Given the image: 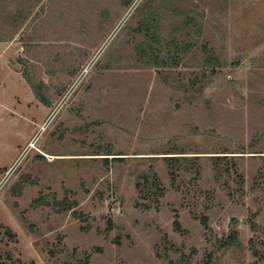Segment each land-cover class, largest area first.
<instances>
[{"label":"rangeland","instance_id":"1","mask_svg":"<svg viewBox=\"0 0 264 264\" xmlns=\"http://www.w3.org/2000/svg\"><path fill=\"white\" fill-rule=\"evenodd\" d=\"M126 1L0 0V264H264V0H153L162 67Z\"/></svg>","mask_w":264,"mask_h":264},{"label":"trees","instance_id":"2","mask_svg":"<svg viewBox=\"0 0 264 264\" xmlns=\"http://www.w3.org/2000/svg\"><path fill=\"white\" fill-rule=\"evenodd\" d=\"M130 2L131 1L127 0L125 2V5L128 6ZM167 8H168L167 6L156 7L154 5L153 0H144L141 6L139 7V9H141V17L138 21L135 31L138 34H141L145 39L136 45L137 56L140 59V61H142L143 63L151 64L155 67H162V66L168 65L167 61L171 60L170 56L172 54L175 55L178 49V44H177L178 39L175 35L176 28H172V30L169 33L170 36L165 45L167 48L166 56H163V57L159 56V52L161 51V48H160L161 34L159 32V23L161 20V13L164 12L165 9ZM167 10L171 11L175 16H180V15L185 14V12H182L178 7L174 8L173 10H169V9ZM192 22L193 20L189 16H187L183 28L186 29ZM173 61H174L173 62L174 64L177 63L175 60ZM206 64L219 65V62L217 58L215 57L214 53H211L207 56ZM35 93L39 96L40 100L46 104V99L43 97V95L38 94V92L36 91ZM173 154L174 152H165L163 156L167 167L171 171L170 172L171 175H174V169L172 168L173 163H175L176 160H179V158H177L179 156H172ZM197 157L199 156H192L189 159L190 161L196 163ZM212 157H215V159H222L223 157H233V156L218 155V156H212ZM117 159H121V158H117ZM182 159H185V158H182ZM223 159L227 160V158H223ZM229 159H232V158H229ZM225 163L228 164L229 162H225ZM225 163L222 164L220 163V161H218L216 163L218 170H220L223 167V165H225ZM136 187L137 189H139V194L141 196V199L147 200L148 202L151 201L153 203H156L158 197L162 196L163 190L160 187V185H158L157 177L152 170L148 172L147 174H142L139 177V180L136 183ZM139 206L143 207L144 209L149 208V206L145 203L139 204ZM70 208L71 207H70L69 202L64 203L59 208V211H67ZM175 224H176L177 229H180V226L177 221L175 222ZM235 237H236V232L232 231L229 236V239H230L229 241H233Z\"/></svg>","mask_w":264,"mask_h":264},{"label":"built area","instance_id":"3","mask_svg":"<svg viewBox=\"0 0 264 264\" xmlns=\"http://www.w3.org/2000/svg\"><path fill=\"white\" fill-rule=\"evenodd\" d=\"M41 130H44V126L41 127ZM36 140H37V138H36V139H33V140L28 144V147L26 148V150H27V149H32V148H34V147H35V144H36ZM26 150H25V152H26ZM25 152H24V153H25Z\"/></svg>","mask_w":264,"mask_h":264}]
</instances>
